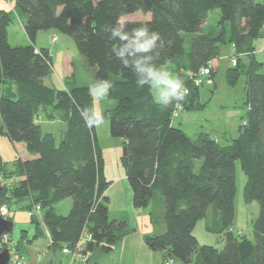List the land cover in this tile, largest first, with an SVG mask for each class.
I'll return each instance as SVG.
<instances>
[{
	"label": "trees",
	"instance_id": "16d2710c",
	"mask_svg": "<svg viewBox=\"0 0 264 264\" xmlns=\"http://www.w3.org/2000/svg\"><path fill=\"white\" fill-rule=\"evenodd\" d=\"M12 2V11L0 10V136L14 145L23 144L25 156H17L14 170H9L0 152V204L29 199L30 214L40 207L41 219L31 215L33 240L45 228L52 247L74 248L88 231L92 240L83 253L107 254L129 232L126 219L110 218L103 150L96 128L88 130L80 118L84 107L94 106L95 99L88 95L90 84L65 90L46 83L53 56L47 48L37 49L36 41L41 32L57 30L74 40L93 68L91 83L112 81L108 98L115 106L102 115L110 120L111 136L124 140L122 163L135 210L149 209L157 197L162 199V209L150 211L155 230L145 237L149 249L168 252L169 258L183 264H264V65L254 55V42L264 38V0ZM216 9L218 30L205 31L204 24ZM138 11L150 13L151 19L121 22L123 16ZM15 17L24 26L28 45L9 43L8 29ZM117 22L126 29L147 26L163 36L166 47L157 65L172 66L187 88L183 111L205 108L201 87L195 86L193 78L202 68L211 67L207 77L214 81V62L222 46L231 45L238 62L227 71V81L236 86L243 75L246 78L247 112L239 136L225 146L204 133L193 141L175 126L177 107L158 106L153 93L140 87L134 73L112 54L115 42L104 28ZM50 108L61 112L68 124L59 142L52 133L43 134L38 124L40 112ZM237 164L247 178L244 201L259 206L254 240L234 231ZM67 199L73 201L70 212L58 214L56 205ZM203 219L208 220L206 230L220 236V249L199 245L194 229ZM8 220L13 221L12 216ZM12 233L8 234L11 242ZM33 240L29 230H22L15 245L18 252L24 255V243Z\"/></svg>",
	"mask_w": 264,
	"mask_h": 264
},
{
	"label": "rangeland",
	"instance_id": "374dc122",
	"mask_svg": "<svg viewBox=\"0 0 264 264\" xmlns=\"http://www.w3.org/2000/svg\"><path fill=\"white\" fill-rule=\"evenodd\" d=\"M22 19L24 21L23 16ZM150 19V13L146 14L142 11H138L136 13L123 16L121 18V22L148 21ZM219 20L220 12L218 9H216L210 14L208 21L205 22V31H208L210 28L218 30ZM8 33L9 43L12 46L28 45L29 41L24 31V26L17 17H15L14 23L9 27ZM52 37H56L57 39L55 38L52 41ZM37 44L39 47L49 48L52 50L54 65L50 77L55 82L58 89H60L62 86L61 83H58L57 77L62 78L64 71L66 70V54H69L75 59V66L77 68L76 75L79 84H91L88 72L90 67L86 64L85 58L80 54L74 40L71 37L62 34L57 30H49L41 32ZM255 48L257 49V57L259 62L264 65V38H260L255 41ZM232 50V46L229 44L222 46L220 56L214 62V69H217L216 78L211 85L202 86L200 89V102L206 105L205 108L201 111H182L179 118L175 120L176 125L181 123L184 117L186 122H190L189 126L185 127V129L181 127L183 126L182 123L178 128L182 129L193 141H196L198 136L204 133L208 134L213 139H218L222 145H229L236 136L232 135L231 137L233 132L232 123L234 122L235 116H240L238 118L237 127L240 128L239 126L243 124V120L247 112L246 106L244 104L246 78L243 75L236 86L230 85L227 81V71L229 68L233 67L231 59L234 54L232 53ZM247 61H249L247 58H243L244 64H246ZM165 69L176 75L172 66H167ZM262 72H264V67ZM114 106V102L111 101L108 96L104 99L95 98L94 108L98 114H102L104 110ZM38 119H41L40 121L43 134L52 132L58 140L60 139L63 133L61 124L50 123V125L47 126L45 123L48 122V118L43 111L40 112ZM224 128L227 129L226 137L225 134H223ZM96 132L99 145L103 150V155L105 158V175L109 182L107 195L110 198L111 211L113 212L112 214H117L115 213L116 207L124 206L121 209H117V211H120V214L124 212L127 215L131 209L128 208L129 206L127 202L129 196H127L124 188L126 182H123V176L126 174L125 167L122 163L124 140L121 138H113L111 136L110 120L106 118L105 123L101 127L96 128ZM23 146V144H20V146L16 145L17 148H15L14 144L11 143L7 137L0 136V152L4 161L7 163L8 169L13 168L12 164H14L15 158L17 156H23L21 149ZM1 177L3 176L0 175V179H2ZM246 180L247 178L241 170L240 164H237V195L235 200L236 216L234 222V231L237 233H245V235L250 240H254L253 221L258 216L259 206L256 202L247 204L244 201L243 190ZM3 205L8 208L9 215L12 216L14 214L16 217V219H14L15 227L12 234L14 237H17L20 229V223H18V221L27 220V211L21 209L16 210V205L20 206V203L18 205L17 202L8 201L4 202ZM70 206L72 207V199H67L61 204L56 205L55 209L58 214L67 215L69 212L67 210L71 208ZM158 207L159 204L156 200L151 202L150 209L154 208V210H156L158 213ZM211 211L209 213V217L211 216ZM147 213L150 215V211ZM138 215L140 216L138 221L141 223V227H139V230L137 231L138 236H142V231L145 235L153 234L154 231L152 230H150V233H146L147 228L143 225L144 223L148 224L147 221L149 220V217L147 215L144 217L141 213ZM21 217H24V219ZM7 218H10V216H7ZM129 218L130 217L128 216V222L130 221ZM207 221V219H203L198 222L194 229V235L197 237L200 246H215L220 249L222 247L220 236L211 234L206 230ZM130 224H132L131 221L129 226ZM14 237H12L13 241L18 242L14 239ZM143 251L142 257L145 258L146 252L145 250ZM146 258H148L151 262L154 261L155 264H160L161 262L157 256L152 257L151 255H147ZM174 260L175 262L173 264H183L176 258H174ZM190 264H194V262Z\"/></svg>",
	"mask_w": 264,
	"mask_h": 264
},
{
	"label": "crops",
	"instance_id": "0c3cea01",
	"mask_svg": "<svg viewBox=\"0 0 264 264\" xmlns=\"http://www.w3.org/2000/svg\"><path fill=\"white\" fill-rule=\"evenodd\" d=\"M13 5H14V3L12 2V0H0V10L12 11ZM40 34L38 35V38H39ZM38 38H37V41H38ZM55 38L56 37H52V41ZM28 41H29V39H28ZM37 41H36V48L37 49L42 48V47L38 46ZM29 43H30V41H29ZM254 47H255V42H254ZM47 49H49V48H47ZM232 49H233V47H232ZM50 51L52 54V50H50ZM232 53L235 54L234 50H232ZM254 55H255L256 59L258 60L256 48H255ZM52 56H53V54H52ZM65 63H66V70L64 71L62 78L57 77L58 83L59 84L61 83V86H62V87H60V89L69 90L74 86L87 85V84H84V85L79 84V81H78L77 75H76L77 68L75 66V64H76L75 59L73 57H71L69 54H66ZM248 64H249V61L246 62V65H248ZM84 65H85V63H84ZM88 72H89V80H92L93 74H94L93 68H89ZM46 83L50 86H54L57 88L55 82L52 80V78L50 76L47 78ZM43 112L45 113L46 117L48 118V122L45 123V124H47V126L50 125V123L61 124L62 129H63V133H62L60 139L59 140L57 139L58 142L61 141L62 138L64 137L67 129H68L67 122L62 119V113L55 111L51 108L48 109L47 111L43 110ZM51 116H52V118H49ZM239 117L240 116H235V118H234V122L232 123L233 124V132L231 134V137H232V135L233 136L236 135L235 138H237L240 134V128L237 127V122H238ZM40 120L38 119V124H40V126H41ZM181 123L183 125V126H181V127H183V129H185V127H188L190 124V122L185 121V117H184V119H182ZM181 123H178V125H176V123H175V126L179 127V125H181ZM41 128H42V126H41ZM223 130H224L223 134H225V137H226V130L227 129L224 128ZM48 133H52V132H47L46 134H48ZM215 140H218V139H215ZM218 142L220 143L219 140H218ZM14 146H15V148H17L16 145H14ZM225 146H227V145H225ZM21 149H22L23 155L25 156V152H23L24 147H22ZM12 166H13V168H11L9 170H14V168H15L14 164H12ZM106 179H107V177H106ZM123 182L124 183L126 182L124 185V188H125L127 196H129L127 203L129 206L128 208H130L131 211H129V214H127V215L124 212L120 214V211H117V209H121L124 206L116 207L115 213H117V214L113 215L112 214L113 212L111 211V204H110V198H109V212H110V218L111 219H126L127 220L128 216H129L130 217L129 220L132 222V224H130L131 227L129 226V232L126 234V236L120 242H118L115 245L114 249L110 253L106 254V253H103L101 250H97L93 253H89L87 255V262L85 264H155L154 261L151 262L148 258H146L147 255H151L152 257L157 256L161 261L160 264H164L167 260H172L174 263L175 260L172 257L171 258L168 257V252H153L149 249V247L146 245L145 237L149 236L151 234L145 235L144 232L142 231V233H143L142 236L141 237L138 236L137 231L139 230V227H141V223L138 221L140 218V216L138 215L139 213H141L142 216H144V217L146 215L149 217V220L147 221L148 224H146V223L143 224L147 228L146 233H150V230H152V231L155 230L153 224L151 223L150 215H148V213H147V212L151 211L153 208L150 209V207H149V209L142 210V211L135 210V208L133 206V202H132L133 201L132 200V197H133L132 196V190H131V187H130L129 182L127 180L126 174L123 176ZM106 195H107V191H106ZM156 200H157V203L159 204V206H161L160 209H162V199L160 197H157ZM17 203L19 205V202H17ZM30 203H31V201L29 199H26L25 201L20 202V206L16 205V210L21 209V210L27 211V218H26L27 220L18 221V223H20V229H19L18 236L14 237L12 234V237H14V239L16 241L20 240L21 231L24 229L29 230V239L32 238V240H33V237L36 233L32 223H31V217L32 216L30 214L31 208H29ZM72 204H73V201H72ZM121 205H122V203H121ZM71 208L67 211L70 212ZM42 214L43 213L41 212L40 214H37L35 216L38 217L39 219H41ZM12 218H13L14 227H15L14 219H16V217L14 216V214L12 215ZM21 218L24 219V217H21ZM130 221L128 222V224L130 223ZM43 232H44V234L42 236H40L39 238H35L31 242L24 243V255H25L27 261L29 262V264H81L80 262L72 263L71 257L69 255L63 254L61 248L52 247L53 242H52V239H51L49 232L45 228L43 229ZM143 250H145V252H146L145 258L142 257V252H144Z\"/></svg>",
	"mask_w": 264,
	"mask_h": 264
},
{
	"label": "clouds",
	"instance_id": "9594fccd",
	"mask_svg": "<svg viewBox=\"0 0 264 264\" xmlns=\"http://www.w3.org/2000/svg\"><path fill=\"white\" fill-rule=\"evenodd\" d=\"M104 31L108 39L115 42L112 46L114 57L134 73L140 87H147L153 93L155 103L162 108L172 105L179 107L186 98L187 88L178 76L157 65L166 47L163 36L147 26L126 29L119 22L105 26ZM111 88L110 79L95 80L88 87V95L94 99H104ZM80 118L88 130L105 123V117L98 114L94 106L84 107L80 111Z\"/></svg>",
	"mask_w": 264,
	"mask_h": 264
},
{
	"label": "built area",
	"instance_id": "2783aa9c",
	"mask_svg": "<svg viewBox=\"0 0 264 264\" xmlns=\"http://www.w3.org/2000/svg\"><path fill=\"white\" fill-rule=\"evenodd\" d=\"M236 58L237 57L235 56L231 59L233 66H235L236 63L238 62V59H236ZM210 68L209 69L208 68H202L200 70V72L197 75H195V77L193 78L195 86L202 87L205 85H211L212 84L213 81L207 77L210 74V71H209ZM187 94H189L188 90H187ZM182 111H183V106H182V104H180V106L176 108V111L173 115V121H175L177 118H179L180 113ZM244 124H246V123H244ZM0 213L4 219L8 220L9 218H7V216L11 217V215H9V213H8V208L6 206H4L3 204L2 205L0 204ZM40 213H41L40 207H36L33 210V212L31 213V215H37ZM91 240H92V236L88 233V231H85L81 236V240H79V242L75 245L74 248H71L70 246H66V247H64V249H62V253L65 255H69L71 257L72 263L80 262L81 264H85L87 262V255H85L83 253V251L85 249V244ZM16 243L17 242H15V241H12V242L10 241L8 234L4 235L1 238V241H0L1 251L6 249V248H8L10 251V262H9V264H29L26 257L18 252V250L15 246ZM165 264H173V261H171V260L166 261Z\"/></svg>",
	"mask_w": 264,
	"mask_h": 264
},
{
	"label": "water",
	"instance_id": "95a60500",
	"mask_svg": "<svg viewBox=\"0 0 264 264\" xmlns=\"http://www.w3.org/2000/svg\"><path fill=\"white\" fill-rule=\"evenodd\" d=\"M2 197V186L0 185V203ZM14 230V222L4 219L0 213V241L1 238L6 235L12 233ZM10 262V251L8 248L0 251V264H9Z\"/></svg>",
	"mask_w": 264,
	"mask_h": 264
}]
</instances>
